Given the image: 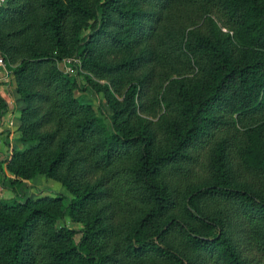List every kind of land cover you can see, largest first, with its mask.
<instances>
[{"label":"trees","instance_id":"16d2710c","mask_svg":"<svg viewBox=\"0 0 264 264\" xmlns=\"http://www.w3.org/2000/svg\"><path fill=\"white\" fill-rule=\"evenodd\" d=\"M0 53L35 142L0 162L71 194L0 199V264H264V0H7Z\"/></svg>","mask_w":264,"mask_h":264},{"label":"rangeland","instance_id":"374dc122","mask_svg":"<svg viewBox=\"0 0 264 264\" xmlns=\"http://www.w3.org/2000/svg\"><path fill=\"white\" fill-rule=\"evenodd\" d=\"M6 3H7V0H5V4L3 6H6ZM28 16L30 17V14ZM93 24L94 23L92 22L91 25ZM12 25H14V22L8 23L7 27H11ZM38 44L40 47L52 48V46L49 45L48 42L44 40L41 35L38 36ZM73 60H75L77 71L79 72L80 78L82 79L81 88H76L74 91L75 96H77L80 100L84 102L92 103L95 108H97L101 103V106L104 108L105 113L103 114L102 112H100V114L102 115L104 120L108 122V115L111 112H110V109L105 105V102H104L105 98H104L103 90L95 91L88 86H84L86 83L85 75H89L92 80H94L95 82H99L100 84H105L107 83V81L99 80L97 77L87 72V70L82 65L81 57L79 56L76 57L75 55H73L71 46H67L65 48V51L63 53V59L60 61H57V66L60 69H62L64 72H68L69 74H76L77 71H75L74 69H71L69 66H66L64 64L65 62L69 63V62H72ZM2 69L5 72L4 74L5 77L9 78V80H7L5 83L8 84L10 93L13 94L15 97L14 100H12L14 103V106L12 107L11 111L12 112L14 110L17 111L14 107H18L17 102L21 100V98L16 91V82H15L14 74L12 73V70L10 69V67L7 66L6 61H5V67ZM133 78L134 76L130 77V79H133ZM120 81H121L120 92H114L113 90L112 91L114 92L113 94L115 97H117L119 100H122V95L120 94L127 89L129 79L122 76L120 78ZM23 106H24V103H23ZM19 115H20V110L17 112V114L15 113V116L18 121V125L16 123V120L15 122H13L12 118L8 120L1 118L0 120V160L3 159L7 153V146L5 144L6 142L14 150H24L28 147H31L33 144H35V142L33 141H29V142L22 141V138L20 137L21 135L20 131L18 130V127L20 124ZM0 165L3 170V173L0 174V199H11L14 196V194H16L18 198L20 199L22 198L23 200L26 197H29L32 199H38L44 196L55 197V196H59V194L71 195L58 181L47 179L41 173L36 174L33 178L23 179V180H20L19 182L14 183L13 181L15 179V176L7 168L6 163L0 162ZM26 184L30 186L28 187ZM62 203H63L62 206L60 207L58 206V208L62 211H65V206L67 202L64 198L62 199ZM60 224L67 225L70 228H77L81 226L79 222L74 221L70 216H68L67 213L64 214L63 220L60 222ZM79 237H80V234L76 233L74 236L75 241H78Z\"/></svg>","mask_w":264,"mask_h":264},{"label":"crops","instance_id":"0c3cea01","mask_svg":"<svg viewBox=\"0 0 264 264\" xmlns=\"http://www.w3.org/2000/svg\"><path fill=\"white\" fill-rule=\"evenodd\" d=\"M5 72L4 70L0 67V78H1V83H0V96H2L6 103H7V106H8V110L7 112L4 114V116L2 117V119H13V122H15L16 120V123L18 125V121H17V118L15 116V113L17 114V112L23 107V102L21 100H19L17 103H18V107H14L17 111H11L12 107L14 106V103L12 100H14V95L10 93L9 91V88H8V84L5 83L7 80H9L8 77H5ZM18 96V95H17ZM18 108V109H17Z\"/></svg>","mask_w":264,"mask_h":264},{"label":"built area","instance_id":"2783aa9c","mask_svg":"<svg viewBox=\"0 0 264 264\" xmlns=\"http://www.w3.org/2000/svg\"><path fill=\"white\" fill-rule=\"evenodd\" d=\"M4 4H5V0H0V8H1ZM73 61H75V60H73ZM70 63H71V62H69V63L65 62L64 64H65L66 66H69L71 69H73V68L70 66ZM67 64H68V65H67ZM0 67H1V68H4V67H5V62H4L3 58H2L1 53H0ZM66 73H68V72H66ZM0 82H1V78H0Z\"/></svg>","mask_w":264,"mask_h":264}]
</instances>
